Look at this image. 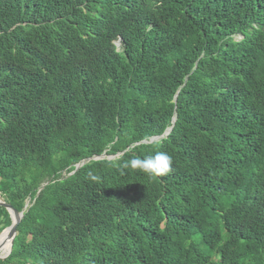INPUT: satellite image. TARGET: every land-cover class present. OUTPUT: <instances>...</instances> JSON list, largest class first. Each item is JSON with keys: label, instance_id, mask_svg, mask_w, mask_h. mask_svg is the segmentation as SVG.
I'll use <instances>...</instances> for the list:
<instances>
[{"label": "trees", "instance_id": "1", "mask_svg": "<svg viewBox=\"0 0 264 264\" xmlns=\"http://www.w3.org/2000/svg\"><path fill=\"white\" fill-rule=\"evenodd\" d=\"M0 196V264H264V0H0Z\"/></svg>", "mask_w": 264, "mask_h": 264}, {"label": "clouds", "instance_id": "2", "mask_svg": "<svg viewBox=\"0 0 264 264\" xmlns=\"http://www.w3.org/2000/svg\"><path fill=\"white\" fill-rule=\"evenodd\" d=\"M242 36H239L241 39ZM117 46H121L122 38L116 41ZM173 158L162 151H157L154 155L145 158L133 157L130 161V166L134 169H139L150 177H160L168 174L172 170ZM93 179H96L93 177Z\"/></svg>", "mask_w": 264, "mask_h": 264}, {"label": "water", "instance_id": "3", "mask_svg": "<svg viewBox=\"0 0 264 264\" xmlns=\"http://www.w3.org/2000/svg\"><path fill=\"white\" fill-rule=\"evenodd\" d=\"M176 100H177V96H176ZM176 119H177V117L175 116V117H174V123H175ZM172 129H173V127L169 128L168 131H167V134H169V133L171 132ZM158 139H159V137H154V138H152V141H155V140H158ZM148 142H150V141H146V140L142 141V143H148ZM121 154H122V153H121ZM104 158H106V154H105V153L102 154L101 156H98V157H92V158H90V159H88V160H85V161H83L82 163H79V164L77 165L75 171H77L80 167H82L84 164L90 162L91 160H98V159H104ZM108 158H109V159H113V158H115V157H114V156H108ZM75 171H74V172H75ZM0 205L5 206V207L8 209V211L10 212V216H11V218H12V224H11V226H9L8 228H6V229L0 234V238H1V236L3 235V233H4L5 231H8V239L10 240V248H9V251L7 252V254L4 255V257H6V256H8V255L11 253V251H12L13 242H14V239H15V237H16V235H17V228H18V226H19L21 220H22L23 217H24V212H23V211H22V212H18V211H17L16 209H14L11 205L7 204L1 196H0ZM28 205H29V202L26 203V206H25V207H27ZM1 248H2V247H1V245H0V249H1Z\"/></svg>", "mask_w": 264, "mask_h": 264}, {"label": "rangeland", "instance_id": "4", "mask_svg": "<svg viewBox=\"0 0 264 264\" xmlns=\"http://www.w3.org/2000/svg\"><path fill=\"white\" fill-rule=\"evenodd\" d=\"M0 245L2 247L0 249V255H3L4 256L9 251V248H10V240L7 239V240L3 241Z\"/></svg>", "mask_w": 264, "mask_h": 264}, {"label": "bare ground", "instance_id": "5", "mask_svg": "<svg viewBox=\"0 0 264 264\" xmlns=\"http://www.w3.org/2000/svg\"><path fill=\"white\" fill-rule=\"evenodd\" d=\"M8 239V231H5L4 233H3V235L1 236V238H0V244L3 242V241H5V240H7ZM7 254V253H6Z\"/></svg>", "mask_w": 264, "mask_h": 264}]
</instances>
